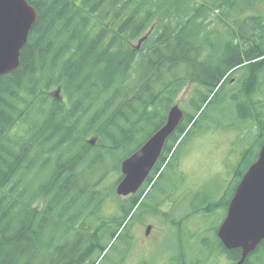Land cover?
Instances as JSON below:
<instances>
[{"label":"trees","instance_id":"16d2710c","mask_svg":"<svg viewBox=\"0 0 264 264\" xmlns=\"http://www.w3.org/2000/svg\"><path fill=\"white\" fill-rule=\"evenodd\" d=\"M27 2L37 22L18 68L0 77V264H98L117 240L126 248L117 253L123 259L135 242L134 226L152 221L151 209L161 208L149 193L164 178L176 144L197 126L210 96L225 94L224 86L215 92L223 77L244 58L255 61L246 67L245 85L258 71L260 89L264 0ZM193 74L200 77L183 121L152 173L136 195L117 196L122 161L165 123ZM227 98L239 118L256 116L262 138L259 103L250 94ZM250 155L247 150L235 169L233 190L218 202L207 198L192 215L227 211L257 159L248 162ZM160 217L173 229L182 225ZM206 241V264L239 261L240 250ZM244 264H264V243Z\"/></svg>","mask_w":264,"mask_h":264},{"label":"rangeland","instance_id":"374dc122","mask_svg":"<svg viewBox=\"0 0 264 264\" xmlns=\"http://www.w3.org/2000/svg\"><path fill=\"white\" fill-rule=\"evenodd\" d=\"M140 46L137 45V48ZM261 82L259 93L253 99L259 103L257 112L264 123V71ZM194 87L188 86L176 99L175 104L182 110H185ZM210 98L213 100L209 105H203L204 112L197 126L181 137V143L178 142L173 149L171 164L164 171V178L149 193L152 202L162 204L160 210L151 209L149 215L154 216L152 221L147 220L134 226L135 242L128 248L123 259H117V253L126 248L117 240L111 243L113 248L110 249L111 245L104 252L98 264H113L110 260L115 261V264H206L208 253L201 242H218L214 230L221 225L226 211L222 207L211 215L202 211L200 215L191 213L200 208L207 198L218 202L229 194L236 184L234 172L243 154L251 150L248 162H253L264 144V132L260 138L255 115L249 120L239 118L235 106L221 91L213 93ZM187 111L191 112L190 109ZM92 139L95 137H90L89 141ZM169 159L167 157L166 163ZM109 179L112 180V177ZM156 179L157 176L154 182ZM103 210L106 211L107 207ZM162 215L167 220L173 218L174 221H180L182 225L173 229L160 217ZM147 225L153 226L148 237L145 236ZM127 234L128 231L123 232L121 239H125ZM105 242H108V238ZM195 249L201 252L200 259L196 258ZM218 261L219 264H231L225 257Z\"/></svg>","mask_w":264,"mask_h":264},{"label":"water","instance_id":"95a60500","mask_svg":"<svg viewBox=\"0 0 264 264\" xmlns=\"http://www.w3.org/2000/svg\"><path fill=\"white\" fill-rule=\"evenodd\" d=\"M37 19V10L27 0H0V77L18 68L21 50ZM146 39L147 36L143 37L138 45ZM52 96L57 100L62 99L60 89H56ZM183 118V110L178 105L172 106L165 123L122 161V178L116 186L117 196L126 198L138 193ZM88 143L95 145L96 139ZM146 230L148 235L151 226ZM217 238L226 251L240 250V259L235 264H244L264 243V145L237 184L226 216L217 230Z\"/></svg>","mask_w":264,"mask_h":264},{"label":"flooded vegetation","instance_id":"af4514ba","mask_svg":"<svg viewBox=\"0 0 264 264\" xmlns=\"http://www.w3.org/2000/svg\"><path fill=\"white\" fill-rule=\"evenodd\" d=\"M211 48V47H208ZM242 48V47H240ZM255 61H245V58L242 60V63L239 64L238 66L234 67L232 70H230L222 79V81L219 84V89L224 86V90H225V94L228 97L231 98H243V97H250L253 98L254 96H257L259 93V85H260V81H259V74L258 71L255 72V74L253 75V80L251 82V84L246 83L247 81V68L249 65L252 64ZM200 76H196V74H193V78H192V82H190L189 86H195L196 84V80L199 79ZM226 84V85H225ZM195 87L193 88L194 91ZM216 92L218 91V89L215 90ZM184 112V111H183ZM179 127V126H178ZM178 129V128H177ZM176 132V131H175ZM170 139V138H169ZM148 226H151V230L149 232V234L147 235V230H145V236L148 237L151 234V231L153 229L152 225H147L146 228Z\"/></svg>","mask_w":264,"mask_h":264}]
</instances>
